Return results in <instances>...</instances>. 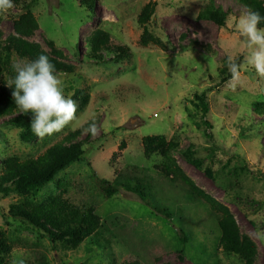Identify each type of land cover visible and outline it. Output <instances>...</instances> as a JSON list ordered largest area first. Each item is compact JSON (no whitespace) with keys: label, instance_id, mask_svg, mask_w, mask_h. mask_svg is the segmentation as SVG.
Instances as JSON below:
<instances>
[{"label":"rangeland","instance_id":"obj_1","mask_svg":"<svg viewBox=\"0 0 264 264\" xmlns=\"http://www.w3.org/2000/svg\"><path fill=\"white\" fill-rule=\"evenodd\" d=\"M81 2L25 0L0 18L6 40L14 33V21L31 11L40 29L29 41L48 52L53 42L75 67L73 75L58 74L66 95L74 99L76 91H82L89 97L86 106L75 100L73 122L32 142H24L21 130L7 118L0 120V169L5 159L37 157L93 121L97 131L84 160L32 194L36 200L59 195L63 191L57 183L64 182V197L71 203L97 206L102 229L77 250L65 251L43 232L10 216L20 194H0V233H6L13 246L4 264H243L219 247L218 216L210 206L180 180L160 172L164 158L145 157L143 139L154 136L178 144L174 158L180 168L230 209L241 233L258 246L255 264H264V116L254 111V104L264 103V76L249 66L235 80H224L222 73L229 55L243 62L247 52L234 28L236 18L247 10L236 0H214L227 12V21L232 18L233 27L221 28L199 19L210 0H97L92 11ZM150 2L158 7L149 30L167 51L140 44L138 17ZM97 29L110 35L112 45L129 49L130 58L118 63L111 55L102 63L90 60L87 42ZM16 59L13 55L12 64ZM202 94L210 107L208 129L193 103ZM188 150L202 160V169L188 163ZM120 175L130 184L142 181L146 201L123 187L106 202L95 194L98 181L118 185ZM180 232L188 240L184 252Z\"/></svg>","mask_w":264,"mask_h":264},{"label":"trees","instance_id":"obj_2","mask_svg":"<svg viewBox=\"0 0 264 264\" xmlns=\"http://www.w3.org/2000/svg\"><path fill=\"white\" fill-rule=\"evenodd\" d=\"M97 0H82L83 6L93 10ZM246 10L258 11L264 16V0H236ZM15 7L25 4V0H14ZM158 3L150 2L145 5L138 17V23L143 29L140 44L147 48L156 46L167 51V46L161 39L155 37L149 30V25L156 14ZM200 20L211 21L221 28H225L228 14L221 7L217 6L214 0H210L209 5L199 14ZM264 27V24L261 25ZM40 29L37 17L28 11L19 19L14 21V33L6 40L0 33V120L8 119V124L21 130V139L24 142H32L38 139L31 130L30 115L19 113L16 109L12 97L13 89L8 87L13 76L12 57L16 55L25 60H31L41 54L47 55L55 64L58 74L73 75L75 67L66 62L65 55L56 48L53 42L48 46L51 51H46L40 44L29 41ZM89 59L102 63L105 55H111V61L116 63L130 58V50L122 46H114L110 35L97 29L90 36L87 42ZM228 61V59H227ZM238 62H240L238 60ZM227 62L225 69L222 70L224 80L231 79ZM74 100H83L86 106L89 97L82 91H76ZM194 106L201 113V120L204 126L209 127L207 116L209 113V102L206 94L196 95ZM254 111L260 116H264V103L254 104ZM93 121L84 125L80 129L70 132L62 141L48 148L43 154L37 157L21 159L18 156L7 158L3 161L0 169V194L8 195L17 193L22 196L21 200L11 205L10 216L15 220H21L30 226L43 232L52 242L60 244L65 251L77 250L83 243L96 237L102 229L101 218L97 214V206L88 204L76 206L64 197L66 186L64 182L58 181V189L63 192L59 195L51 194L44 200H36L32 194L38 190L54 183L57 176L65 171L69 166L84 160L87 154L86 147L92 142L94 134L89 132L85 139L83 137ZM144 155L147 159L158 155L164 158L165 162L159 167L160 172L172 181L180 180L189 188V191L202 201H204L218 216V227L221 232L219 247L225 255L238 258L243 264H255L258 257V246L256 243L240 231L235 216L230 209L218 200L201 190L190 177L178 165L174 154L178 150V144L168 141L164 136L146 137L143 139ZM188 163L197 169L203 168V162L195 157L193 151L186 152ZM209 177H213L212 170H206ZM93 180L97 177L94 172ZM135 183L124 182L122 175L118 176L114 182L105 179L98 181L95 194L102 201L112 199L123 187L128 192L137 195L142 201H146V189L143 182L138 179ZM180 240L184 245L188 240L183 232H180ZM13 246L6 233H0V264L12 254ZM139 264V263H133ZM223 264V263H220Z\"/></svg>","mask_w":264,"mask_h":264},{"label":"clouds","instance_id":"obj_3","mask_svg":"<svg viewBox=\"0 0 264 264\" xmlns=\"http://www.w3.org/2000/svg\"><path fill=\"white\" fill-rule=\"evenodd\" d=\"M15 7L14 0H0V18L6 17ZM233 27L232 18L226 21ZM264 16L258 11H249L236 18L235 30L247 46L243 62L229 55L227 67L233 79H238L245 66L254 68L264 76ZM14 76L8 87L13 89L12 97L19 113L30 115L31 130L38 138L60 132L76 119L77 102L66 95L64 84L58 75L55 64L47 55L25 60L16 59L13 63ZM95 134L97 129H88Z\"/></svg>","mask_w":264,"mask_h":264}]
</instances>
